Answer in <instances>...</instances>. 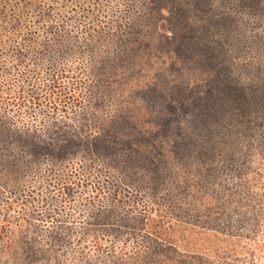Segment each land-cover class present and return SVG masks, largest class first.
<instances>
[{
	"label": "rangeland",
	"instance_id": "obj_1",
	"mask_svg": "<svg viewBox=\"0 0 264 264\" xmlns=\"http://www.w3.org/2000/svg\"><path fill=\"white\" fill-rule=\"evenodd\" d=\"M207 4L0 0L1 130L53 146L72 140L60 150L37 153L9 137L0 145V264H264L256 240L224 238L230 229L224 213L243 209L241 190L240 197L234 195L237 175L244 163L250 164L245 137L232 127L237 120L230 117L231 108L225 111L222 102L223 112L210 132L200 127L205 115L198 109L174 110V86L204 98L206 79L225 77L219 68L213 71L220 65L239 85L264 82V57L260 69L252 70L224 64L228 58L220 55L232 42L245 48L242 56L253 54L264 41L258 37V32L264 35L262 14L252 15L249 26L239 23L243 36L233 41L236 31L209 24ZM235 11L227 14L235 16ZM253 23L262 28L254 29ZM192 35L201 41L195 50ZM213 41L220 49L209 63L206 56L217 45L209 50L202 45ZM158 89L170 93L171 111L164 112ZM187 97L178 95L181 103ZM98 136L117 151L108 154L90 144ZM127 140L139 151L134 160L125 156ZM177 144L188 154L185 163L174 154ZM168 151L173 152L168 165L177 167L180 178L190 175L186 224L161 200L167 194L158 191V159L169 160ZM230 155L233 161L227 162ZM140 158L153 171L137 165ZM212 167L220 168L214 171L217 177L208 175ZM251 197L244 205L251 206L249 215L256 204ZM234 226L252 237L253 230ZM158 231L177 241L179 254L186 249L194 254L183 261L158 250Z\"/></svg>",
	"mask_w": 264,
	"mask_h": 264
},
{
	"label": "trees",
	"instance_id": "obj_2",
	"mask_svg": "<svg viewBox=\"0 0 264 264\" xmlns=\"http://www.w3.org/2000/svg\"><path fill=\"white\" fill-rule=\"evenodd\" d=\"M218 0H208V10H211L209 24L213 26L214 28L217 27L219 29L223 30H234L236 31V35L232 36L233 41H239L240 38L243 35H239V29L236 27L239 23H245L247 26L250 25V22H248V19L252 17V15L256 14H262L264 18V0H231L232 3H229L230 0H222L218 3H214ZM236 2V3H234ZM236 8L235 16L230 17L227 14V11L233 10ZM196 11H199L201 9L200 6L195 7ZM195 11V12H196ZM209 16V14H208ZM193 25L189 26L190 31H192ZM195 28V26H194ZM253 28L258 29L262 28L261 23H253ZM204 32H207V26H203ZM258 37L262 38L264 35H261L258 32ZM161 38L166 39L164 36H161ZM192 43L190 44L192 47V50H195L199 46L198 43L194 40L192 35ZM264 39V38H262ZM229 42H231V38L229 37ZM224 41H227V39L224 38L223 41L220 43L223 44ZM213 44H216L217 46L214 47V49H210ZM229 44V48L224 50V52H221V58L225 59L227 57V61L224 64L231 63V66L235 68H240L241 66L246 67L247 65H250L253 69H260V60L264 57V41H261L256 46L253 47V54L242 56L241 52L245 50V48H242L239 44H234L232 42ZM206 45V46H205ZM202 45V48H205V50H209L212 53H208L206 56V59L209 60V63L213 62V58L210 59V56L216 51L220 49V46L218 42L213 41V43L209 46L208 44ZM235 46V48L233 47ZM200 47V46H199ZM222 49V48H221ZM234 52L238 53V56L233 57L231 54ZM250 56V58H249ZM250 61L249 63L247 61ZM223 65H220L218 67H214L213 71H217L216 68H219V72H224L225 77L222 79H218L216 75H213L214 78L209 77L206 79L207 83L204 85L205 92L203 93L205 97L202 96L199 97V94L194 92L193 90H183L180 86H174V88L171 90V96L173 99H176L178 104L174 106V110L176 112L178 111H185L188 110H196L198 109V115H205L203 118H199V124L201 125V128H207V130L210 132L212 125L214 123L219 122V113L221 114L223 112V106H220L222 102H224V105L226 104V110L228 112L229 108H231L230 117L232 120H237L234 130L236 129V135L240 131L244 135V144L243 147L248 146L247 150L248 153L246 156L248 157V162L250 164L242 165L240 168V172L238 173V187L239 189L236 191L234 195H236L235 198H238L239 192L241 190L242 195L239 198L240 205L243 206V209L241 212L237 209L231 208V210H234L236 213L232 212H225V219L227 226L230 227L229 230H227L224 233V238L227 241H232L233 239H249L252 241L256 240V243L258 244L259 249V256H262L264 254V82L254 85L252 88L248 86L239 85L237 82H235V77L229 75L230 70H227V68H220ZM164 91H165V85H163ZM168 90V89H167ZM164 91H161L158 89V96L160 99L163 100V103L161 104L163 108H165L164 112L167 110V108L173 109V106L169 102V94L167 95L164 93ZM2 90L0 89V101ZM178 95L184 96L187 95L188 102H183V100L178 98ZM172 99V100H173ZM222 99V100H220ZM15 102V98H13L12 101ZM183 104V105H182ZM3 128L0 124V145L8 142V137L11 139H15L17 141H20L27 145L29 150L32 152L40 151L42 149H49L51 151L60 150L62 147H66L67 142L72 143V140L64 141L62 143H59L57 145H51L49 143H40L37 142V137H31L27 135H23L21 133L17 132H11L8 129L5 128V130H1ZM233 129H230L227 131V133L231 134ZM226 133V134H227ZM246 140V141H245ZM74 142V141H73ZM129 142V148L130 152H128L125 156L129 160L136 159V147H133V141L127 140L126 143ZM75 143V142H74ZM12 144V143H11ZM95 147H98L99 149H103L104 151H107L108 154H114L117 149L115 147H111V144H107L104 138H100L99 136L92 139L91 143ZM169 160L159 158L158 163V191L160 193V196L162 195V192L167 194L165 198L161 197V200H167L169 204H171L172 212H174V209L177 210V213L175 214V217L180 215V223L183 224V222L186 224V218L189 219L190 214L189 213V203H187L185 194H189V173H185L183 177L180 178L177 167H171L169 164L171 156H173V152L168 151ZM193 154V152L191 151ZM174 154L177 155L178 158L182 159V161L185 163V158H188L187 152L182 151L181 145L177 144L176 148L174 147ZM134 155V157L132 156ZM140 155V153H138ZM164 154H162L163 156ZM149 159V157H147ZM146 160V158L144 159ZM143 158H140L138 160L137 165L140 167H150L151 166L140 164L145 163ZM225 160L227 162L233 161L231 158V155L229 157H226ZM134 165L130 166L131 169H134ZM215 168H209L207 169L208 175L216 170ZM237 168H231L227 169V171L235 170ZM153 171V170H152ZM223 171V170H222ZM221 171V172H222ZM215 176H218V173H214ZM188 190V191H187ZM226 194V198L231 195V193L226 189L224 191V196ZM159 196V197H160ZM252 196L256 202L255 206H253L255 209H252L253 215H249V209L250 205L247 206V208H244V205L248 202L249 197ZM239 200H235L239 203ZM232 204L228 202V206ZM252 205V204H251ZM191 206V205H190ZM201 214V213H199ZM234 225H237L241 230H253L252 237H248L246 235V231L238 232L236 229H233L235 227ZM150 233L152 235H155L156 230L152 229ZM96 242L97 240L94 239ZM176 243L177 241L167 234L165 231H158V250L162 252H168V254L171 255H177V257H180L183 259V261H187L191 258V256L194 254L193 251L190 252V250L184 251L182 254H179V252L176 249ZM263 251L262 253H260ZM165 253H160L161 256H164ZM253 258L255 257V253L252 254ZM252 261V259H251ZM253 263V261H252Z\"/></svg>",
	"mask_w": 264,
	"mask_h": 264
}]
</instances>
